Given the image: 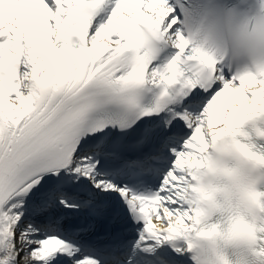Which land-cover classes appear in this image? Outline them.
I'll return each mask as SVG.
<instances>
[{"label": "snow or ice", "instance_id": "obj_1", "mask_svg": "<svg viewBox=\"0 0 264 264\" xmlns=\"http://www.w3.org/2000/svg\"><path fill=\"white\" fill-rule=\"evenodd\" d=\"M0 264H264V0H0Z\"/></svg>", "mask_w": 264, "mask_h": 264}]
</instances>
